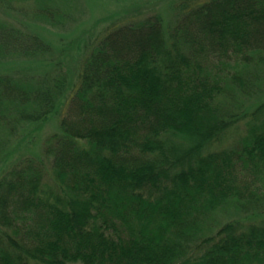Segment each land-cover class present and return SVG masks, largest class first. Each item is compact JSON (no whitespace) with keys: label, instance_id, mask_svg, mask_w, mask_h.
Returning a JSON list of instances; mask_svg holds the SVG:
<instances>
[{"label":"trees","instance_id":"obj_1","mask_svg":"<svg viewBox=\"0 0 264 264\" xmlns=\"http://www.w3.org/2000/svg\"><path fill=\"white\" fill-rule=\"evenodd\" d=\"M30 2L65 26L50 0L0 6ZM178 16L169 32L159 14L114 26L76 82L0 21V63L52 64L0 73V163L62 107L41 156L0 166V264H264V221L216 220L264 209V99L237 98L264 66V0H184Z\"/></svg>","mask_w":264,"mask_h":264},{"label":"rangeland","instance_id":"obj_2","mask_svg":"<svg viewBox=\"0 0 264 264\" xmlns=\"http://www.w3.org/2000/svg\"><path fill=\"white\" fill-rule=\"evenodd\" d=\"M50 2L48 8L52 15L48 14L53 19L64 21L63 28L45 24V19L50 21L51 18L48 15H41L34 2L14 3L11 11L0 6V21L10 23L27 33H37L49 42L53 47L52 58L61 57L63 65L76 82L82 61L108 30L130 20H140L152 14H159L169 32L175 20L180 17L179 10L184 0H50ZM40 17L43 18L42 21ZM44 65L52 64L46 62H43V65L38 62L23 64V61H9L0 63V73L13 74L16 69L21 70V67H31L25 73L42 76L43 73L50 71ZM250 77L248 81L250 96L241 93L237 95L238 99H249L245 100L244 109L256 101L258 104V99H264V66L257 69ZM57 109L53 117H49L46 121L22 126L19 136L13 140L8 149V152L12 153L17 147L20 148L19 151L11 156L9 164H5L1 159L0 166L11 168V163L20 158L41 156L46 138L58 129L62 107ZM245 125L239 123L237 130L230 133L229 139L233 141L244 135ZM45 185L46 190L55 188L53 175L50 172L46 176ZM262 209L250 214H242L231 209L226 213H218L216 220L221 224L233 219H240L245 224L249 222L259 224L264 221V209Z\"/></svg>","mask_w":264,"mask_h":264}]
</instances>
